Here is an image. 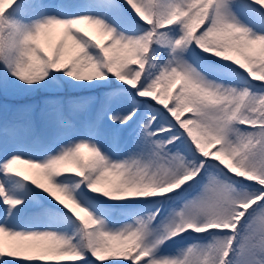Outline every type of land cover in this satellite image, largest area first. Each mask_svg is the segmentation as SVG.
<instances>
[{"label":"snow or ice","instance_id":"6c2138e0","mask_svg":"<svg viewBox=\"0 0 264 264\" xmlns=\"http://www.w3.org/2000/svg\"><path fill=\"white\" fill-rule=\"evenodd\" d=\"M36 92L0 264H264V0H0V94Z\"/></svg>","mask_w":264,"mask_h":264},{"label":"rangeland","instance_id":"374dc122","mask_svg":"<svg viewBox=\"0 0 264 264\" xmlns=\"http://www.w3.org/2000/svg\"><path fill=\"white\" fill-rule=\"evenodd\" d=\"M80 2H84V0H80ZM85 30H91V29H88L86 26H85ZM35 106H30V108H31V111H33V108H34ZM27 108H29V107H27ZM27 108H25V109H27ZM5 115V107H4V110H3V114H2V116H4ZM25 115H26V112H25V110H24V113H23V115L22 116H20L19 118H17V120H20V119H23L24 117H25ZM45 131H44V137H47V136H49L50 134H51V132H52V129H51V126L46 122V125H45Z\"/></svg>","mask_w":264,"mask_h":264},{"label":"trees","instance_id":"16d2710c","mask_svg":"<svg viewBox=\"0 0 264 264\" xmlns=\"http://www.w3.org/2000/svg\"><path fill=\"white\" fill-rule=\"evenodd\" d=\"M43 92H36V93H23L24 95L27 96V98H35L36 95H42ZM84 94H90L89 92L83 91ZM187 115V114H186Z\"/></svg>","mask_w":264,"mask_h":264}]
</instances>
